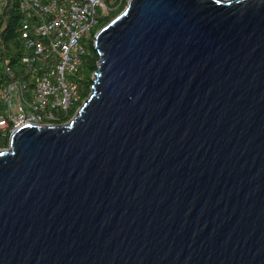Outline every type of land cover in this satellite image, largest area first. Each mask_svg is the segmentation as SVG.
I'll use <instances>...</instances> for the list:
<instances>
[{
	"label": "water",
	"instance_id": "obj_1",
	"mask_svg": "<svg viewBox=\"0 0 264 264\" xmlns=\"http://www.w3.org/2000/svg\"><path fill=\"white\" fill-rule=\"evenodd\" d=\"M94 45L0 149V264H264V0H128Z\"/></svg>",
	"mask_w": 264,
	"mask_h": 264
},
{
	"label": "built area",
	"instance_id": "obj_2",
	"mask_svg": "<svg viewBox=\"0 0 264 264\" xmlns=\"http://www.w3.org/2000/svg\"><path fill=\"white\" fill-rule=\"evenodd\" d=\"M125 1L19 0L22 69H14L7 56H1L6 78L0 85L5 104V111L0 112V136L8 134L10 139L26 124L68 123L77 114L86 100L80 92L78 73L84 65L85 35L94 31L93 26L116 3Z\"/></svg>",
	"mask_w": 264,
	"mask_h": 264
},
{
	"label": "trees",
	"instance_id": "obj_3",
	"mask_svg": "<svg viewBox=\"0 0 264 264\" xmlns=\"http://www.w3.org/2000/svg\"><path fill=\"white\" fill-rule=\"evenodd\" d=\"M115 8L107 15L101 18L97 28L89 36L85 46L84 65L79 70L80 92L84 99L87 98L93 84V75L98 67L99 54L95 49V31L112 19V16L118 14L124 8V2L115 4ZM22 23V14L19 7V0H6L2 3L0 0V58L6 55L8 61L14 69L21 68L20 56L22 54V40L19 33V27ZM2 59V58H1ZM6 74L1 69L0 61V85L4 82ZM5 111V104L0 98V112ZM74 110L64 119L70 118ZM9 143L8 134L0 136V147H7Z\"/></svg>",
	"mask_w": 264,
	"mask_h": 264
},
{
	"label": "rangeland",
	"instance_id": "obj_4",
	"mask_svg": "<svg viewBox=\"0 0 264 264\" xmlns=\"http://www.w3.org/2000/svg\"><path fill=\"white\" fill-rule=\"evenodd\" d=\"M126 4H127V1L124 2V7H125ZM100 15H102L101 11H100ZM114 16H115V15H114ZM114 16H112V18H113ZM97 26H98V24L95 25V26H93V29L95 30V29L97 28ZM91 33H92V32L90 31V32H88V33L85 35V38H84L85 42H84V43H86V41L88 40V38H89V36L91 35Z\"/></svg>",
	"mask_w": 264,
	"mask_h": 264
}]
</instances>
